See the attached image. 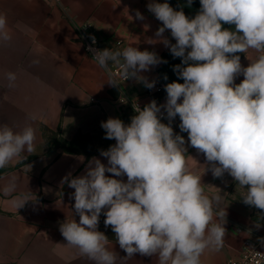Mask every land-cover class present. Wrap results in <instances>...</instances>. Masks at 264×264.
Segmentation results:
<instances>
[{"label":"clouds","instance_id":"clouds-1","mask_svg":"<svg viewBox=\"0 0 264 264\" xmlns=\"http://www.w3.org/2000/svg\"><path fill=\"white\" fill-rule=\"evenodd\" d=\"M191 3L188 0V6ZM200 5L194 17L168 2L153 0L147 5L163 25L155 33L160 39L148 43H163L173 57L182 58L173 70L184 82L166 84V104L157 106L153 100L142 110L137 107L128 125L119 118L102 122L105 138L116 141L101 151L108 164L93 157L85 174L69 173L61 182L75 190L79 222L65 221L60 231L67 245L94 264H124L136 253L156 256L157 264H202L206 250L222 246L226 212L214 208L222 197L206 195L201 177L189 168L185 139L170 126L177 116L181 132L204 154L213 176L229 174L246 188L243 203L264 210V0H200ZM136 17L143 19L138 11ZM6 29L7 18L0 14V41L11 39ZM166 29L175 44L163 37ZM249 49L258 55L243 67L239 54ZM93 58L102 69L118 64L124 81L134 77L149 89L154 82L139 73L162 62L156 53L133 46L96 50ZM241 74L244 79L236 84ZM108 75V83L118 86L110 71ZM6 76L8 87H13L15 73ZM161 108L169 124L161 122ZM35 141L31 125L15 130L0 124V168L22 158L25 151L31 153ZM123 175L127 182L114 178ZM26 201L17 198L12 203L20 208ZM102 211L105 227L111 226L127 254L124 258L97 230Z\"/></svg>","mask_w":264,"mask_h":264},{"label":"crops","instance_id":"crops-1","mask_svg":"<svg viewBox=\"0 0 264 264\" xmlns=\"http://www.w3.org/2000/svg\"><path fill=\"white\" fill-rule=\"evenodd\" d=\"M152 2L0 0V14L6 16V30L11 36L9 41H0V124L15 130L31 125L36 135L31 153L25 151L22 158L0 168V264H94L77 248L67 245L60 231L65 221L79 222L72 195L75 190L61 182L69 173L72 177L85 174L93 157L107 165L101 151L116 141L105 138L101 123L119 118L130 124L136 115L131 101L139 99L145 107L150 96L158 92L148 97V88L134 77L125 84L117 82L118 86L109 84L110 70L100 68L85 52L80 26L92 23L104 48L120 39L126 48L133 46L161 58L170 48L163 43H148L149 39H160L155 33L163 26L148 10ZM155 2H168L172 7L174 0ZM137 11L143 19L136 17ZM163 37L170 44L175 40L167 29ZM257 55L249 49L240 58L241 65L247 67ZM158 65L139 75L157 82ZM8 72L16 75L13 87H8ZM243 79L241 74L235 83ZM125 95L130 101L124 100ZM181 136L189 168L201 177L206 195L222 197L214 205L215 211L226 212L221 221H226L223 244L219 250H206L202 264H227L241 255L247 241L258 243L264 250V210L243 203L246 188L227 173L214 177L204 154L190 145L188 134ZM114 178L127 182L126 175ZM6 188L10 189L7 194ZM17 198L27 201L17 208L12 203ZM103 211L97 230L124 258L127 254L115 241L111 226L105 227ZM157 259L136 253L124 264H157Z\"/></svg>","mask_w":264,"mask_h":264},{"label":"built area","instance_id":"built-area-1","mask_svg":"<svg viewBox=\"0 0 264 264\" xmlns=\"http://www.w3.org/2000/svg\"><path fill=\"white\" fill-rule=\"evenodd\" d=\"M48 2H60L61 0H45ZM80 33L83 41V47L85 52L93 59V55L95 54L96 50H103L105 49L102 46V39L100 34L98 33L97 29L94 25L90 22L83 24L80 26ZM95 39V43H93V39ZM126 47L124 46V42L120 39H116L114 43L109 47L111 51H122ZM96 61V60H95ZM97 62V61H96ZM109 70L112 73V76L116 79L117 82L120 83H128L131 81L132 78L124 81L122 75V69L118 64L111 63L109 66ZM164 84H159L157 86L152 87L151 89H147L148 94H154L157 92H161L164 89ZM128 97L125 95L124 100ZM130 101V100H128ZM132 106L136 109L139 107L141 110L144 108V104L139 99H134L131 101ZM160 118L163 119L166 116V113L161 110L159 114ZM227 264H264V250L259 246L256 242L247 241L244 244L243 251L241 255L237 258L230 259Z\"/></svg>","mask_w":264,"mask_h":264},{"label":"rangeland","instance_id":"rangeland-1","mask_svg":"<svg viewBox=\"0 0 264 264\" xmlns=\"http://www.w3.org/2000/svg\"><path fill=\"white\" fill-rule=\"evenodd\" d=\"M172 7L174 10H177V11L182 9L185 15L188 17H194L197 14V12L200 10L201 5H200V0H192L191 6H188V0H174V2H172ZM223 27L228 28V29L234 28V26L228 25V24H224ZM175 43L176 41L173 40L172 44H175ZM244 54L245 53H240L239 54L240 58L244 56ZM160 60L162 62L159 63L158 67L156 68V77L158 81L155 82L154 85L164 84V86H166V84L172 83V82H179V83L184 82L183 79L179 78L177 73L173 70L174 66L180 65L182 63V58L173 57L170 50H168L163 53ZM145 94L148 97L150 96L148 92L146 91H145ZM150 97L151 98H149V103L154 100L157 103V106L166 104L167 93H166L165 87L161 92H158L157 94L150 96ZM161 109H163L166 112L164 108H161ZM163 123L165 124L170 123L169 119L167 118V114L164 118ZM180 123L181 121H180L179 116L175 117L171 121L170 126L173 128L175 132L174 134L182 135L184 133V132H181L179 128Z\"/></svg>","mask_w":264,"mask_h":264}]
</instances>
